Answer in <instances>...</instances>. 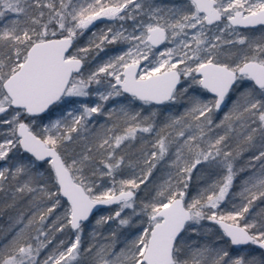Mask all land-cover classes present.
Instances as JSON below:
<instances>
[{
	"label": "snow or ice",
	"instance_id": "6c2138e0",
	"mask_svg": "<svg viewBox=\"0 0 264 264\" xmlns=\"http://www.w3.org/2000/svg\"><path fill=\"white\" fill-rule=\"evenodd\" d=\"M256 26L264 0H0V264H264Z\"/></svg>",
	"mask_w": 264,
	"mask_h": 264
},
{
	"label": "trees",
	"instance_id": "16d2710c",
	"mask_svg": "<svg viewBox=\"0 0 264 264\" xmlns=\"http://www.w3.org/2000/svg\"><path fill=\"white\" fill-rule=\"evenodd\" d=\"M249 32L251 34L255 35V38L259 39L261 36H264V27L256 26L254 29H250ZM255 151V149H252L251 151L247 149L242 150V155L238 157L237 159V167H246L248 160L250 159L252 152ZM249 173L246 171L244 173H241L236 180V188H239V185L242 183V180L244 177H246ZM204 178L207 179V174H204ZM195 179V174H194ZM12 201L9 196H5V194L0 193V229H3L5 231L8 230L10 221L15 216V210L8 208L7 205L10 204ZM261 210H264V202L262 201H256L253 208L250 209V212L255 214ZM114 227V226H113ZM106 226H101V231H104ZM65 234H67V230H65ZM105 235H107V232L105 231ZM211 235V234H209ZM68 239L69 235L67 234ZM90 238V229L88 227L85 228V234L84 237H82V242L87 241ZM85 261V264H87V257L82 258Z\"/></svg>",
	"mask_w": 264,
	"mask_h": 264
},
{
	"label": "rangeland",
	"instance_id": "374dc122",
	"mask_svg": "<svg viewBox=\"0 0 264 264\" xmlns=\"http://www.w3.org/2000/svg\"><path fill=\"white\" fill-rule=\"evenodd\" d=\"M49 223H51V218L49 220ZM59 240H65V241H67L68 240L67 234H65V232L64 233H54V236H53V244H56L57 241H59ZM50 247H51V245H50Z\"/></svg>",
	"mask_w": 264,
	"mask_h": 264
}]
</instances>
